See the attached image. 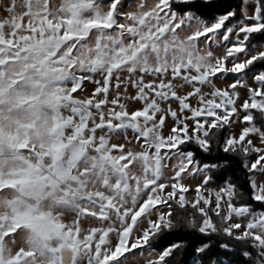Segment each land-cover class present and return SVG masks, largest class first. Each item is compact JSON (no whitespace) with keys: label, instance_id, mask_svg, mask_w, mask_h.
<instances>
[{"label":"snow or ice","instance_id":"6c2138e0","mask_svg":"<svg viewBox=\"0 0 264 264\" xmlns=\"http://www.w3.org/2000/svg\"><path fill=\"white\" fill-rule=\"evenodd\" d=\"M0 264H264V0H0Z\"/></svg>","mask_w":264,"mask_h":264}]
</instances>
